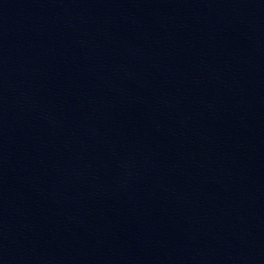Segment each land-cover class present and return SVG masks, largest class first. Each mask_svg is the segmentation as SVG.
I'll use <instances>...</instances> for the list:
<instances>
[{
    "label": "water",
    "instance_id": "95a60500",
    "mask_svg": "<svg viewBox=\"0 0 264 264\" xmlns=\"http://www.w3.org/2000/svg\"><path fill=\"white\" fill-rule=\"evenodd\" d=\"M0 264H264V0H0Z\"/></svg>",
    "mask_w": 264,
    "mask_h": 264
}]
</instances>
